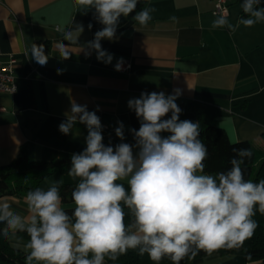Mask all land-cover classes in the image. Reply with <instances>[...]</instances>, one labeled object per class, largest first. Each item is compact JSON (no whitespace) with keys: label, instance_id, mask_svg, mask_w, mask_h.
Returning <instances> with one entry per match:
<instances>
[{"label":"crops","instance_id":"obj_1","mask_svg":"<svg viewBox=\"0 0 264 264\" xmlns=\"http://www.w3.org/2000/svg\"><path fill=\"white\" fill-rule=\"evenodd\" d=\"M145 7L155 9L147 26L122 16L116 38L101 41L113 55L111 63H104L88 46L103 28L94 10H79L75 0H0V55L16 58V90L0 92V105L5 107L0 112V166L23 150L34 160L81 152L86 147L85 125L77 123L68 135L59 131L73 103L96 111L105 145L121 142L114 131L118 122L124 124V142L134 144L129 130H138L140 122L128 107L129 99L142 92L171 95L176 89L181 92L176 100L181 109L182 104L190 105L200 119L222 127L231 141L248 140L264 149V23L241 25L232 34L213 29L218 14L212 12V0H146ZM241 12L240 0H228L230 22L235 24ZM78 24L84 31L76 44H70L63 32ZM59 41L68 47L59 49ZM33 43L44 45L46 65L31 57ZM63 51H69V58H63ZM120 58L130 59L129 71L115 70ZM180 119H187L182 111ZM57 180L77 183L68 173H54L42 180L41 188ZM122 183L128 187L126 181ZM1 197L27 217L25 197ZM10 241L27 250L28 240L18 232L10 233ZM260 263H245L237 252L197 258L189 264Z\"/></svg>","mask_w":264,"mask_h":264},{"label":"clouds","instance_id":"obj_2","mask_svg":"<svg viewBox=\"0 0 264 264\" xmlns=\"http://www.w3.org/2000/svg\"><path fill=\"white\" fill-rule=\"evenodd\" d=\"M138 3L75 0L79 10H94L95 19L103 25L88 45L98 61L111 63L113 55L102 48L101 41L116 38L122 16L135 12L132 19L140 26L152 20L155 9L136 11ZM261 3L242 0L244 15L235 24L221 13L211 27L232 34L241 25L250 28L264 23ZM83 31L78 24L64 31L63 39L76 44ZM58 47L68 46L59 41ZM30 52L38 64H47L44 45L33 43ZM69 55L63 51V58ZM115 70H123V58ZM180 94L179 89L171 95L142 92L139 98L129 99L128 107L140 122L138 130H129L135 143L124 142V124L118 122L114 131L121 142L115 146L105 145L96 111L72 104L59 131L68 135L79 123L86 126L87 135L86 147L71 155L68 176L77 181L71 213L62 206L59 180L26 194L27 217L0 197V224L4 225L0 235L27 233L25 264H115L129 250L146 254L153 264L164 258L181 264L201 250L212 254L222 248L238 249L254 235L258 226L254 217L257 212L264 215V179H245L242 165L252 157L251 149L234 148L227 170L206 172L208 151L200 139V125L180 119L182 110L176 103Z\"/></svg>","mask_w":264,"mask_h":264},{"label":"trees","instance_id":"obj_3","mask_svg":"<svg viewBox=\"0 0 264 264\" xmlns=\"http://www.w3.org/2000/svg\"><path fill=\"white\" fill-rule=\"evenodd\" d=\"M146 0H140L136 11L143 8ZM242 4V0H240ZM264 7V0L260 5ZM135 12L129 15L131 20ZM244 13L241 12V16ZM183 115L191 121L199 122L200 139L205 144L208 151V158L205 161V171L216 173L227 170L230 167L229 160L235 154L233 149L250 148L252 157L246 159L242 165L244 169L245 179H251L258 182L264 179V149L255 147L248 140L231 141L225 130L213 122H207L199 118V114L195 112L190 105H181ZM129 134V132H127ZM71 167V157L62 156L50 160H34L30 158L26 150L21 153L9 164L0 166V197L5 195L25 197L26 194L35 188H41L42 180L50 174L68 173ZM75 185L72 183H62L60 185V193L62 203L72 204L71 193ZM75 206L65 207V210L71 213ZM127 212V209H125ZM254 219L257 222V228L254 235L244 241L243 245L238 249H219L212 254H208L203 250L197 252L194 257H186L181 264H189L194 259L205 258L215 254L228 255L241 253L245 263L260 261L264 264V215L256 213ZM4 225L0 224V229ZM23 238L29 239L26 232H18ZM27 250L22 249L11 243L10 233L8 237L0 235V264H25ZM111 262V261H109ZM112 263V262H111ZM115 264H153V261L145 254L139 255L137 251L129 250L127 254L118 258ZM160 264H172L168 258H164Z\"/></svg>","mask_w":264,"mask_h":264},{"label":"built area","instance_id":"obj_4","mask_svg":"<svg viewBox=\"0 0 264 264\" xmlns=\"http://www.w3.org/2000/svg\"><path fill=\"white\" fill-rule=\"evenodd\" d=\"M213 9L215 14L228 12V0H212ZM16 58L10 55L8 58L3 59L0 55V92L14 93L16 90V83L14 80V66ZM131 69L130 59H123V70L126 72ZM5 107L0 105V112L4 111Z\"/></svg>","mask_w":264,"mask_h":264}]
</instances>
